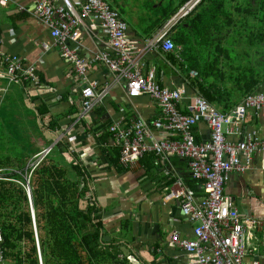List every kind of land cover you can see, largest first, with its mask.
I'll use <instances>...</instances> for the list:
<instances>
[{
  "label": "crops",
  "instance_id": "obj_1",
  "mask_svg": "<svg viewBox=\"0 0 264 264\" xmlns=\"http://www.w3.org/2000/svg\"><path fill=\"white\" fill-rule=\"evenodd\" d=\"M49 1L56 6L63 5V0ZM71 1L80 11L83 0ZM103 1L127 20L128 38L139 48L136 53L146 48L163 29H155V22L145 24L147 18L140 13L138 3L129 2L131 0ZM38 2L5 0V4H0L2 51L9 57H18L26 66L34 65L40 83L35 87L11 82L6 63L0 64V149L9 150L11 155L26 156L27 169L31 167L33 158L47 148H52L53 152L47 162L52 161L62 167L78 165L83 171L81 187L87 184L91 205L100 210L103 235L109 238V245L118 246L121 259L127 257L130 264H189L188 255L171 244V236L177 232L183 238L192 239L195 225L183 215L180 201L166 198L177 182L197 198L204 196L202 186L192 178L188 161L175 157L163 161L154 154H148L132 167L124 168L119 162L120 146L109 132L115 124L126 127L137 120L151 126L161 117L157 103L149 96L130 98L125 82L101 63H94L86 80L96 82L101 91L104 89L106 98L86 119L79 120L82 90L86 84L64 58L49 27L36 16ZM150 4L156 5V2ZM67 45L70 49H78L81 57L91 60L96 53H112L109 37L95 16L83 20L80 45L74 42H67ZM170 54L161 49L144 52L140 68L145 75L150 70L157 71V82L162 83V88H184L187 99L179 109L185 111L193 98H205L197 91H189L190 81L178 73V67L169 60ZM192 73L190 78L199 77L197 72V76H192ZM235 98L237 104L231 112L246 97ZM195 129L198 142L210 140L206 123L202 122ZM255 131L264 136V116H258L251 110L239 134L227 135V138L238 142ZM167 135L153 129L150 141H161ZM0 163H10L0 167V172L21 167L18 159ZM25 188L28 194V189L31 191L29 178ZM225 195L234 200L245 226L246 262L264 264V225L254 227L250 223L264 219V153L253 157L247 172L231 174L225 185ZM28 198L31 209L33 196L31 200L28 194ZM87 204L86 201L81 202V208L85 209ZM33 226L40 262L42 254L36 218ZM4 261L17 264L14 260L5 259L3 254Z\"/></svg>",
  "mask_w": 264,
  "mask_h": 264
},
{
  "label": "built area",
  "instance_id": "obj_2",
  "mask_svg": "<svg viewBox=\"0 0 264 264\" xmlns=\"http://www.w3.org/2000/svg\"><path fill=\"white\" fill-rule=\"evenodd\" d=\"M38 1L36 16L49 27L64 58L74 66L77 75L86 84L82 90L79 120L86 119L106 98L104 89L101 91L96 82L86 80L91 65L101 63L125 82L130 98L149 96L161 111V117L151 126L137 120L131 126L115 124L109 128L121 149V166L132 167L148 154H154L163 161L175 157L187 160L192 178L202 182L204 196L201 198H197L180 182L167 194V200L180 201L183 215L195 225L192 239L174 232L171 244L188 255L189 264H248L245 226L234 200L225 195V185L232 173L247 172L253 157L264 153V136L255 131L241 141L232 142L227 135L239 134L249 111L264 116V94L248 95L231 114L219 113L199 97L193 98L192 104L189 103L185 111H181L179 108L187 99V91L184 88H162L157 83L155 70L145 75L140 68L144 52L159 49L167 53L177 51L171 38L172 28L202 0L190 1L146 48L138 50L139 53H136L139 48L128 38V25L103 0H83L80 11L71 0H63L62 6H56L49 0ZM0 4H5V0H0ZM89 16H95L101 29L106 32L112 50V53H96L93 60L81 57L78 49H70L67 45V42L80 45V26ZM44 47L48 48L47 45ZM3 63H6L13 82H24L35 87L40 85L35 66H26L18 57L7 56L0 45V64ZM196 75L192 73V76ZM202 122L209 128L210 140L198 143L194 129ZM153 129L168 134L166 139L150 141ZM176 136L178 139H175ZM51 153L52 148H47L37 154L31 167L37 168ZM250 223L257 227L264 225V219ZM3 244L4 236L0 229V264L3 262ZM40 262L42 264L41 259Z\"/></svg>",
  "mask_w": 264,
  "mask_h": 264
},
{
  "label": "trees",
  "instance_id": "obj_3",
  "mask_svg": "<svg viewBox=\"0 0 264 264\" xmlns=\"http://www.w3.org/2000/svg\"><path fill=\"white\" fill-rule=\"evenodd\" d=\"M190 1L162 0L157 8L150 4L145 24L155 22L154 28L162 29ZM173 33L177 51L169 60L190 81L189 91H197L219 113L231 114L237 96L264 94V0H202ZM195 71L199 77L190 78ZM49 156L35 169H27L23 157L19 169L0 172L4 258L40 264L25 188L29 178L43 264H130L127 257L121 259L118 246L106 241L100 210L91 205L87 184L81 187L82 169L47 162ZM5 165L10 163H0ZM83 201L88 203L85 209Z\"/></svg>",
  "mask_w": 264,
  "mask_h": 264
},
{
  "label": "rangeland",
  "instance_id": "obj_4",
  "mask_svg": "<svg viewBox=\"0 0 264 264\" xmlns=\"http://www.w3.org/2000/svg\"><path fill=\"white\" fill-rule=\"evenodd\" d=\"M156 2V5H154V8H157V6H159L160 5V3L161 2H159L158 0H131V1H129V2H133V3H138L137 5H138V8H139V10H140V13L141 14H144L145 15V17H150V15H151V11L149 10V8H150V3H153V2ZM169 0H167V2H168ZM161 5H162V3H161ZM160 5V6H161ZM159 6V7H160ZM123 13V12H122ZM123 17V16H122ZM124 18V17H123ZM125 19V18H124ZM127 21V20H126ZM10 153V151L9 150H4L3 148L2 149H0V161H5V160H16V159H19V158H23V156H21V155H11V154H9ZM24 157H26V156H24ZM41 259V258H40ZM42 260H43V258H42ZM2 264H9V263H7V262H3ZM43 264V263H42Z\"/></svg>",
  "mask_w": 264,
  "mask_h": 264
},
{
  "label": "water",
  "instance_id": "obj_5",
  "mask_svg": "<svg viewBox=\"0 0 264 264\" xmlns=\"http://www.w3.org/2000/svg\"><path fill=\"white\" fill-rule=\"evenodd\" d=\"M28 194H29V197H30V198H31V200H32V193H31V191H30ZM31 212H32V218L34 219V222H35L34 206H33V205H31ZM105 239H106V241H108V240H109V238H108V237H105Z\"/></svg>",
  "mask_w": 264,
  "mask_h": 264
},
{
  "label": "bare ground",
  "instance_id": "obj_6",
  "mask_svg": "<svg viewBox=\"0 0 264 264\" xmlns=\"http://www.w3.org/2000/svg\"><path fill=\"white\" fill-rule=\"evenodd\" d=\"M105 2V1H104ZM106 3V2H105ZM109 5V4H108ZM110 6V5H109ZM111 7V6H110ZM112 8V7H111ZM113 10H116L114 8H112ZM117 11V10H116ZM118 12V11H117ZM119 13V12H118ZM120 14V13H119ZM120 18L121 20H123L127 25H128V22L122 17V15L120 14ZM128 30H129V26H128ZM196 73V72H195ZM197 74V73H196ZM197 76V75H196Z\"/></svg>",
  "mask_w": 264,
  "mask_h": 264
}]
</instances>
